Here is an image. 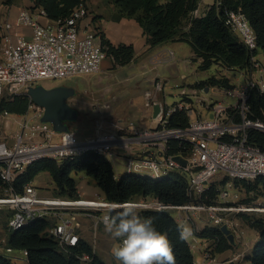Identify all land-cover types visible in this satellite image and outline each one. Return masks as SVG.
<instances>
[{
  "label": "built area",
  "instance_id": "2783aa9c",
  "mask_svg": "<svg viewBox=\"0 0 264 264\" xmlns=\"http://www.w3.org/2000/svg\"><path fill=\"white\" fill-rule=\"evenodd\" d=\"M205 1L199 0L193 17L202 16L211 5L220 3L219 0H209L210 4H204ZM88 17L85 3H79L68 17L57 21L48 20L42 10L33 13L24 8L17 14L15 25L30 29L28 40L21 34L13 35L10 32L13 24L6 22L0 35V99L4 96L28 97V87L36 86L41 80L99 72L102 62L107 59L106 48L101 43L97 28L88 30L89 24L82 25ZM225 25L240 37L250 52L256 50L255 34L240 11L227 12ZM169 62H174L172 51H165L152 59L154 66ZM239 72L244 78L242 85L235 86L229 82L226 88L211 86L182 90L181 101L171 107L165 105L164 84L154 79L143 93V103L152 113L154 106H158L159 110L152 117L154 125L146 129L132 122L110 124L100 114V106L94 104L98 115L96 131L87 140L78 139L68 131L57 133L51 124L41 122L43 109L36 107L28 97L30 105L27 113L15 115L18 133L10 144L7 140L0 142V180L3 184L0 208H7L11 213L6 222V234L36 220H51L53 224L47 229V235L56 242L58 250L74 257L80 264H92L91 254L76 251L81 239L75 218L88 219L96 232L99 226L104 227L101 218L108 214V209L101 206L109 202L99 198L70 200L42 197L31 184L24 186L20 193L12 186L15 179L35 161L48 159L59 163L92 152L105 158L112 167H121L124 175L138 173L151 179H161L172 172L184 174L187 179L186 204L170 206L151 199L137 203L141 205L139 210L174 212V220L179 227H190L191 241L187 243L191 252H198L200 256L195 264H241L246 250L248 252L250 248L244 241V233L235 216L257 211L237 204L239 195L230 194L225 188L233 186L230 181L217 187L213 204L203 202L218 174L234 181L250 182L264 178V149L249 143L252 131L264 134V116L254 117L248 103L253 92L264 94V66L257 55H251L248 67ZM198 92L205 93V97L201 99ZM194 96L196 104L207 111V116L203 117L197 110ZM229 100L233 102L229 103ZM177 112H183L189 119L184 130L169 127V118ZM10 116L13 115L4 113L1 117L9 120ZM55 136L59 137L58 143L53 142ZM173 141L179 146H187L189 153L186 156L168 155ZM174 156H181L186 165L173 161ZM115 171L116 177L121 176ZM200 214L206 216L209 226L220 229L225 225L232 234L233 248L224 252V258L214 252V241L200 240L198 243L192 222ZM92 238V254H95V233ZM116 240L118 244L120 241ZM0 245L2 252H13L6 247V238L0 239ZM239 247L243 250L238 251ZM21 255L25 260L27 253L21 251ZM9 258L14 262L21 261L17 256ZM117 264L120 262L117 261Z\"/></svg>",
  "mask_w": 264,
  "mask_h": 264
},
{
  "label": "trees",
  "instance_id": "16d2710c",
  "mask_svg": "<svg viewBox=\"0 0 264 264\" xmlns=\"http://www.w3.org/2000/svg\"><path fill=\"white\" fill-rule=\"evenodd\" d=\"M10 1V0H7ZM29 8L33 13L44 11L46 18L57 21L69 16L71 11L86 0H29ZM116 12L123 18L132 19L142 30L146 44L151 48L166 42H184L190 46L194 60L198 62V71H207L212 65L223 70L242 71L249 65L251 55L258 51L264 55V0H219V5L213 4L199 17L192 13L197 9L199 0H107ZM240 11L248 21L256 37V50L250 52L240 37L225 25L226 13ZM101 43L106 48V56L112 61V68L126 66L134 58V48L131 45L110 44L100 33ZM218 86L229 87V81L224 77L211 76L196 83L193 88ZM252 115L256 118L264 116V94L253 92L248 101ZM30 99L25 96H13L10 99H0V116L4 113L22 116L28 111ZM189 119L183 112L174 113L169 118V127L184 130ZM70 132V131H68ZM249 143L264 149V134L252 131ZM189 153L187 146H179L171 142L168 155ZM41 173H46L53 184L52 197L74 200L79 198L77 183L73 176L83 174L95 184L107 202H133L138 197L151 198L163 205L181 206L188 202L186 195L187 179L180 172L169 173L161 179H151L141 175L115 176L113 167L105 158L92 152L85 153L62 162L41 159L27 166L19 175L13 188L22 192L24 186L31 184ZM264 187V178L254 180ZM224 183V181H223ZM234 188L243 187L247 192L252 190L251 183L235 180ZM3 184L0 180V196ZM217 196V187L212 185L203 197L205 204H213ZM142 218H153L157 230L167 234L173 245L176 264H195L192 252L186 240L179 239V225L169 212L141 210ZM244 221L249 218L243 216ZM51 220H36L16 231L6 234V247L12 250L25 251L27 264H80L74 257L62 254L56 242L47 235ZM254 229L257 239L244 261L250 264H264V221L261 219L248 222ZM194 235L200 240L214 241V252L219 255L230 249L232 245L219 229L205 226ZM78 253L92 256V264H106L95 254L91 246L80 240ZM0 264H18L0 253Z\"/></svg>",
  "mask_w": 264,
  "mask_h": 264
},
{
  "label": "rangeland",
  "instance_id": "374dc122",
  "mask_svg": "<svg viewBox=\"0 0 264 264\" xmlns=\"http://www.w3.org/2000/svg\"><path fill=\"white\" fill-rule=\"evenodd\" d=\"M2 1L9 3L7 0ZM207 1L210 2L209 0H206V2ZM16 3L22 8H27L29 0H16ZM19 29V33L28 40L31 32L30 29L28 27H19ZM165 45L174 53V62L154 66L144 61L142 64L134 63L131 66L126 65L114 69H104L97 73L78 75L66 79L41 80L35 85L42 86L45 89L60 86L74 89V96L68 100V104L77 111L78 118L76 121L67 123L68 131L72 132L78 139L87 140L91 138L96 131L95 120L98 118V115L92 107L94 104L100 106V114L110 124L117 122H132L139 128H148L152 121L153 114L149 109L144 107L143 91L149 88L150 82L154 79H158L164 84L165 105L168 107L181 101L182 90L188 91L189 87L193 86L196 82L204 81L207 77L225 76L231 85L235 86L242 85L244 82V78L239 71H224L217 65H212L204 72L198 71V62L194 60L190 46L187 43L166 42L157 46L162 47ZM257 59L261 62L262 66H264V55H262L260 51L257 53ZM104 62L108 63V60L105 59ZM197 95L201 99L205 97V93L198 92ZM4 98L10 99L12 97L4 96ZM193 101L199 113L203 117L207 116V111L199 104H196L195 96L193 97ZM232 102L233 100H229V103ZM29 115H31V111H29ZM15 119H17L15 115L10 116L9 120L3 119L0 116V142L7 140L10 144L15 134L18 133L16 123H14ZM8 122H10L9 126ZM58 141L59 137L55 136L53 142L58 143ZM113 167L116 173L124 175V171L121 167ZM135 175L141 174L136 173ZM82 176L83 175H75L73 178L79 183ZM227 181H230L232 185L235 182L234 180H229V178L224 177L222 174H218L213 179V184L219 188L225 185ZM248 183L252 185V190L249 192L243 187L235 189L233 186H226L225 188L230 194L239 195L240 200L237 204L259 210L257 212L240 213L235 216V221L244 233V241L248 243L247 245L250 248L257 234L254 229L248 226V222H253L258 219L264 221V187L256 184L254 181ZM51 185V179L47 174L39 175L32 184V186L37 189L38 195L42 197L50 196L46 192L51 189ZM79 191L82 193V197L101 199L99 195L100 190L89 180H87L86 186H82ZM150 200L151 198L138 197L133 200V202H148ZM138 212H140V210H138ZM170 215L175 219L174 212H171ZM243 216H247L249 221H244L245 219ZM192 224V229L196 231H199L201 227L203 228L210 225L204 214L196 216ZM90 227L93 235L94 233L97 235V231L101 228V226H99L96 232H94L92 223ZM186 241L190 242L191 238L189 237ZM198 243H200V239H198ZM116 244L117 240L114 239L108 249L109 256H112L111 249ZM0 247L2 248L1 245ZM237 250L241 251L243 248L239 247ZM248 252L246 250L244 256ZM0 253L6 257L17 256L21 258L20 264H26L25 260L22 258L21 251L13 250L10 254L2 251ZM192 255L195 261L200 258L198 252H193ZM220 258H224V256ZM16 263L19 264V262ZM241 264L250 263L243 260Z\"/></svg>",
  "mask_w": 264,
  "mask_h": 264
},
{
  "label": "crops",
  "instance_id": "0c3cea01",
  "mask_svg": "<svg viewBox=\"0 0 264 264\" xmlns=\"http://www.w3.org/2000/svg\"><path fill=\"white\" fill-rule=\"evenodd\" d=\"M204 4H210V2L205 1ZM31 5L32 3L29 1V5H27V8H30ZM85 5L87 6L90 17L85 19L82 22V25L86 26V24L87 25L89 24L90 26H88V30H91L92 28L94 29L97 28L99 32L103 34L104 38L110 44L114 46L124 44V45H131L134 48V52H135L134 58L132 62L128 64L129 66H131L134 63L142 64V62L144 61L152 64V59L154 56L161 54L165 51H170L169 50L170 48L166 45L162 47L155 46V47L150 48L146 44L145 37L142 34V30L138 27L136 22L132 19L121 17L116 12L115 7L111 3H109L107 0H86ZM22 9L24 8L20 7L16 3V0H10L9 3H5L4 1L0 0V35L3 33L2 27L6 22H10L13 24L12 29L10 31L13 35L20 34L19 33L20 29L19 27L15 25V20H16L17 14ZM40 21L44 22V19L40 18ZM107 60H108V63H105L104 61L102 62L101 71L104 69H113L111 59L107 58ZM151 82L149 84V88H150ZM199 82H196V83H199ZM194 85L189 87L188 90H195V88H193ZM146 90H144L143 93ZM153 125L154 124L151 121L149 127ZM41 174H46V173H41ZM78 175H83V174H78ZM86 178L87 177L83 175L80 179V182L79 183L76 182L78 196L81 198H86V197H82L81 196L82 193L79 191V189H81L82 186L84 187L86 186V183L88 180ZM34 181L31 183V185L34 183ZM41 189H44V188H41ZM52 189H53V184L51 185V189L48 190L46 193L51 195ZM99 195L101 196L100 198L103 197L100 191H99ZM43 197H46V196H43ZM88 199H91V198H88ZM10 215L11 213L9 212L7 208H0V239L6 238V222L8 218L10 217ZM75 220L79 225L78 234L80 236V239L85 241L92 247L93 232L91 231L90 221L86 218L79 217V216H77ZM256 239H257V235L255 237V240L251 243L250 250L254 242L256 241ZM113 240L114 239L112 238V236L105 231V228L101 227L97 231L96 240H95L96 248L94 252H95V255L99 259H101L103 262H105L106 264H117V260H115L114 257L108 255V249L111 243L113 242ZM0 252H1V247H0ZM222 256H225V253L219 254V257H222Z\"/></svg>",
  "mask_w": 264,
  "mask_h": 264
},
{
  "label": "clouds",
  "instance_id": "9594fccd",
  "mask_svg": "<svg viewBox=\"0 0 264 264\" xmlns=\"http://www.w3.org/2000/svg\"><path fill=\"white\" fill-rule=\"evenodd\" d=\"M101 220L105 231L120 242L112 249V256L120 264H176L173 245L166 233L157 230L153 218H142L135 202H109ZM179 239L191 236L190 227H180Z\"/></svg>",
  "mask_w": 264,
  "mask_h": 264
},
{
  "label": "water",
  "instance_id": "95a60500",
  "mask_svg": "<svg viewBox=\"0 0 264 264\" xmlns=\"http://www.w3.org/2000/svg\"><path fill=\"white\" fill-rule=\"evenodd\" d=\"M204 92L206 93L207 89ZM74 93V89L63 86L45 89L36 85L27 89V95L31 102L36 107L43 109L41 122L51 124L53 130L57 133L67 132V123L76 121L78 118L77 111L68 104V100L74 96ZM158 110V106L153 107V117L156 116ZM173 161L182 166L186 165V160L181 156H174ZM219 231L233 245V236L226 226L222 225Z\"/></svg>",
  "mask_w": 264,
  "mask_h": 264
},
{
  "label": "bare ground",
  "instance_id": "6f19581e",
  "mask_svg": "<svg viewBox=\"0 0 264 264\" xmlns=\"http://www.w3.org/2000/svg\"><path fill=\"white\" fill-rule=\"evenodd\" d=\"M254 211H259L258 209H255Z\"/></svg>",
  "mask_w": 264,
  "mask_h": 264
}]
</instances>
